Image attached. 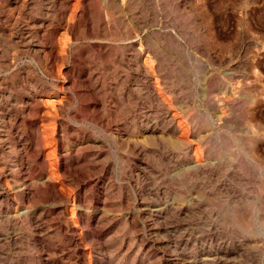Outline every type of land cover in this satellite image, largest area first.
Instances as JSON below:
<instances>
[{
  "label": "rangeland",
  "instance_id": "rangeland-1",
  "mask_svg": "<svg viewBox=\"0 0 264 264\" xmlns=\"http://www.w3.org/2000/svg\"><path fill=\"white\" fill-rule=\"evenodd\" d=\"M0 264H264V0H0Z\"/></svg>",
  "mask_w": 264,
  "mask_h": 264
},
{
  "label": "bare ground",
  "instance_id": "bare-ground-1",
  "mask_svg": "<svg viewBox=\"0 0 264 264\" xmlns=\"http://www.w3.org/2000/svg\"><path fill=\"white\" fill-rule=\"evenodd\" d=\"M70 26H71V24H70ZM171 36H172V35H171ZM53 49H54V48H53ZM53 52H54V51H53ZM36 103H39V102H36ZM42 108H43V106H42ZM59 108H60V107H59ZM40 110H42V109H40ZM35 111H36V110H35ZM61 111H62V110H61ZM61 111H60V112H61ZM171 122H172V121H171ZM57 149H58V148H57ZM48 155H49V154H48ZM48 155H47V156H48ZM47 156H46V157H47ZM59 157H60V156H59ZM47 158H49V156H48ZM65 158H66V157H65ZM70 158H71V157H70ZM54 159H55V158H54ZM54 159H52V160H54ZM71 159H72V158H71ZM56 160H57V159H56ZM63 160H64V159H63ZM54 161H55V160H54ZM59 161H60V160H59ZM57 162H58V160H57ZM63 162H64V161H63ZM53 163H54V162H53ZM55 163H56V162H55ZM50 164H52V163H50ZM61 164H62V162H61ZM65 164H66V163H65ZM53 166H54V165H53ZM57 166H58V165H57ZM68 166H69V165H68ZM63 167H64V166H63ZM52 168H53V167H52ZM52 168H50V169H52ZM56 168H57V167H56ZM56 170H57V169H56ZM61 170H62V169H61ZM64 170H65V169H64ZM58 171H60V170H58ZM58 171H57V172H58ZM66 172H67V171H66ZM59 173H60V172H59ZM46 183H47V182H46ZM47 187H48V186H47Z\"/></svg>",
  "mask_w": 264,
  "mask_h": 264
}]
</instances>
